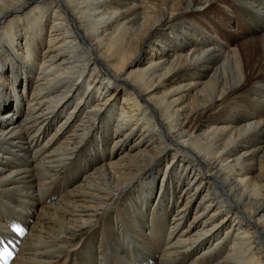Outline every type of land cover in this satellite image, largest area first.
I'll return each mask as SVG.
<instances>
[{"label":"bare ground","instance_id":"bare-ground-1","mask_svg":"<svg viewBox=\"0 0 264 264\" xmlns=\"http://www.w3.org/2000/svg\"><path fill=\"white\" fill-rule=\"evenodd\" d=\"M0 239L264 264V0H0Z\"/></svg>","mask_w":264,"mask_h":264},{"label":"snow or ice","instance_id":"snow-or-ice-1","mask_svg":"<svg viewBox=\"0 0 264 264\" xmlns=\"http://www.w3.org/2000/svg\"><path fill=\"white\" fill-rule=\"evenodd\" d=\"M13 228H14V230H16V231L21 232V234H22V229H20L18 226L13 225Z\"/></svg>","mask_w":264,"mask_h":264},{"label":"rangeland","instance_id":"rangeland-1","mask_svg":"<svg viewBox=\"0 0 264 264\" xmlns=\"http://www.w3.org/2000/svg\"><path fill=\"white\" fill-rule=\"evenodd\" d=\"M120 98V95H118V98H117V100Z\"/></svg>","mask_w":264,"mask_h":264}]
</instances>
